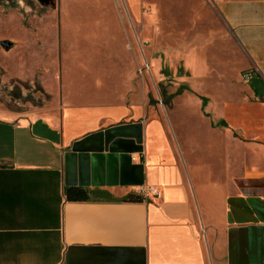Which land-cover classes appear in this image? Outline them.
<instances>
[{
    "label": "crops",
    "instance_id": "0c3cea01",
    "mask_svg": "<svg viewBox=\"0 0 264 264\" xmlns=\"http://www.w3.org/2000/svg\"><path fill=\"white\" fill-rule=\"evenodd\" d=\"M101 1L92 12L111 13ZM125 1L142 21L147 0ZM193 1L200 12L187 28L195 34L185 41V62H200L196 75L239 81L238 72L212 74L208 66L236 49L239 69L253 75L245 86H219L210 107L222 118V146H211V156L225 168L203 165L197 135L188 142L158 109L129 101L125 88L75 89V75H143L137 58H89L81 71V62L62 58L58 83L37 79L55 105L0 110V264H264V0ZM191 4L151 0L157 17L149 24L160 32L166 15L176 31L171 9ZM14 53L0 50L1 82L29 79L12 74ZM70 188L89 199L67 200ZM129 194L144 201H124Z\"/></svg>",
    "mask_w": 264,
    "mask_h": 264
},
{
    "label": "rangeland",
    "instance_id": "374dc122",
    "mask_svg": "<svg viewBox=\"0 0 264 264\" xmlns=\"http://www.w3.org/2000/svg\"><path fill=\"white\" fill-rule=\"evenodd\" d=\"M182 1L192 4L187 8L171 9L172 13L178 14L176 31H171L168 17L163 15L159 17L161 31L157 32L149 24L157 17V12L150 10L151 0H147L142 7V21H136L131 16L125 0H102L101 6L111 9V13L106 10L104 15L96 10V13L92 12V8L100 7L98 0H0V43H8V48L15 52L9 62L12 74L29 78L24 81H0V110L22 113L55 105V94L52 92L51 96L43 90L37 79L45 76L50 84L52 77L53 85L58 83L55 70H58L57 63L62 58L65 64L67 61L73 63L68 58L81 62L77 64L81 71L84 69L82 62L86 59L126 55L138 59L137 72L143 75H75V89L110 85L121 90L125 88V92L130 94L127 97L129 101L135 100L158 109L164 123H176L179 129L174 125L175 130L182 136L185 133L188 142L194 143L197 135L204 147L203 165L225 168L219 157L216 160L211 156V146H222L221 139L215 135L217 123L222 118L210 107L213 104L214 108L218 102L219 86L246 85L243 80L246 72L239 69L243 55L233 49L220 61L208 65L212 74L238 72L239 81L233 79L236 75H224L223 79H219L218 75H196L195 70L201 68L200 62L189 64L188 59L185 62L184 47L187 38L195 34L188 27L195 25L200 8L193 0ZM60 9L63 15H59ZM219 22L214 20L212 24L219 27ZM222 31L226 40L225 24ZM2 48L0 44V50ZM213 48L205 54L213 53ZM90 67L93 69V66ZM245 112L251 114L253 111ZM229 116L227 120L231 123L232 115ZM210 123L213 130H209ZM229 145L228 142L226 146Z\"/></svg>",
    "mask_w": 264,
    "mask_h": 264
},
{
    "label": "trees",
    "instance_id": "16d2710c",
    "mask_svg": "<svg viewBox=\"0 0 264 264\" xmlns=\"http://www.w3.org/2000/svg\"><path fill=\"white\" fill-rule=\"evenodd\" d=\"M66 197L69 201H87L89 199L87 193L82 189L70 188L66 191ZM126 202H143L144 199L140 196L129 194L125 197Z\"/></svg>",
    "mask_w": 264,
    "mask_h": 264
},
{
    "label": "built area",
    "instance_id": "2783aa9c",
    "mask_svg": "<svg viewBox=\"0 0 264 264\" xmlns=\"http://www.w3.org/2000/svg\"><path fill=\"white\" fill-rule=\"evenodd\" d=\"M253 75H251L250 73L247 75H244V79L246 80H250L252 78Z\"/></svg>",
    "mask_w": 264,
    "mask_h": 264
},
{
    "label": "water",
    "instance_id": "95a60500",
    "mask_svg": "<svg viewBox=\"0 0 264 264\" xmlns=\"http://www.w3.org/2000/svg\"><path fill=\"white\" fill-rule=\"evenodd\" d=\"M7 44H8V43L3 42V43H2V46H3L4 48H7V47H8Z\"/></svg>",
    "mask_w": 264,
    "mask_h": 264
}]
</instances>
